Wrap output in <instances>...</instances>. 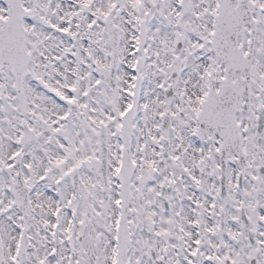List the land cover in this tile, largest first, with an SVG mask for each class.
I'll use <instances>...</instances> for the list:
<instances>
[{"label":"snow or ice","instance_id":"1","mask_svg":"<svg viewBox=\"0 0 264 264\" xmlns=\"http://www.w3.org/2000/svg\"><path fill=\"white\" fill-rule=\"evenodd\" d=\"M0 264H264V0H0Z\"/></svg>","mask_w":264,"mask_h":264}]
</instances>
